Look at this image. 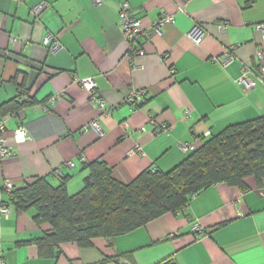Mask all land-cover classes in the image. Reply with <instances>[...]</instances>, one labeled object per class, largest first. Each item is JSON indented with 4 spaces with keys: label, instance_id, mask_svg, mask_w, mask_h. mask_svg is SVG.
<instances>
[{
    "label": "crops",
    "instance_id": "1",
    "mask_svg": "<svg viewBox=\"0 0 264 264\" xmlns=\"http://www.w3.org/2000/svg\"><path fill=\"white\" fill-rule=\"evenodd\" d=\"M124 3L149 32L138 38L142 52L124 38ZM165 15L173 21L157 32ZM262 23L264 0H0V123L13 153L0 161V189L7 180L21 187L67 176L73 195L96 160L128 184L179 164L188 155L181 144L197 147L207 132L264 116V82L238 83L264 66ZM196 29L200 42L190 35ZM136 91L141 98L129 101ZM21 126L30 139L16 143ZM246 183H216L179 212L89 247L63 242L54 255L35 241L51 228L35 220L36 208L0 201V264H264V176Z\"/></svg>",
    "mask_w": 264,
    "mask_h": 264
},
{
    "label": "trees",
    "instance_id": "2",
    "mask_svg": "<svg viewBox=\"0 0 264 264\" xmlns=\"http://www.w3.org/2000/svg\"><path fill=\"white\" fill-rule=\"evenodd\" d=\"M86 167L84 187L73 195L67 190V176L58 184L37 177L5 192L8 198L2 202H12L18 210L34 207L35 220L50 224L35 240L45 255H54L63 242L89 247L96 237L113 238L167 212H179L194 195L216 183L246 189L248 177L264 176V116L209 134L170 170L147 169L128 184L118 181L105 161L88 162Z\"/></svg>",
    "mask_w": 264,
    "mask_h": 264
},
{
    "label": "built area",
    "instance_id": "3",
    "mask_svg": "<svg viewBox=\"0 0 264 264\" xmlns=\"http://www.w3.org/2000/svg\"><path fill=\"white\" fill-rule=\"evenodd\" d=\"M104 0H94V4H101ZM43 3L37 5L34 8V12H39L43 8ZM128 4L124 3V7L121 11V21H122V27H123V35L126 41L130 44L131 51L134 53L142 52L143 50L139 47H136V44L138 42V38L141 34H144L145 36H149V32L145 30L144 26L142 25V21L138 18H135L130 11L127 9ZM172 22L173 17H169L168 15L160 17L156 22V31L161 32V28L163 25L167 22ZM257 28L261 29L264 32V23L258 24ZM191 37L197 41L200 42L202 40L203 32L199 29H196L193 33L191 32ZM52 40V36H48L46 39V42H50ZM260 56L261 52H260ZM231 57H227L224 62L227 63L231 60ZM258 81L264 82V66L261 67L260 73L257 79L250 78L247 75V72H244L243 75L238 79V83L244 85L246 89L254 88ZM80 83L83 85V87L87 88L90 91H94L95 89V81L92 78H85L81 79ZM143 93L140 91H136L131 93V95L128 97V100L131 102H136L141 98V95ZM96 101L100 103L101 108H104V103L101 98H96ZM92 127L94 130H96L98 133H101V127L98 123V121H94L92 123ZM166 132L170 130V127L163 128ZM210 133L207 132L206 135H209ZM14 138L16 143H21L26 141L27 139H30V136L28 134V131L25 129V127L21 126L18 129L15 130ZM6 125L4 122L0 123V161L3 159H6L10 157L13 153L10 147L7 145L6 142ZM195 147L194 144L190 143H183L181 144V149L185 152L193 150ZM15 188V185L12 181L7 180L4 184V187L0 189V201L3 199L4 193H10ZM2 212L7 214L9 212V207L6 205H2ZM195 231H200L201 227L199 224L194 225Z\"/></svg>",
    "mask_w": 264,
    "mask_h": 264
}]
</instances>
